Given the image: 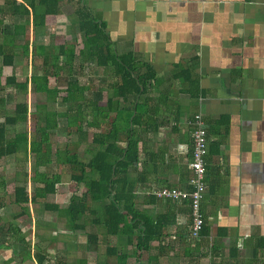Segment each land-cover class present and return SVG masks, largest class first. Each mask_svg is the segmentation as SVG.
<instances>
[{"label":"crops","instance_id":"0c3cea01","mask_svg":"<svg viewBox=\"0 0 264 264\" xmlns=\"http://www.w3.org/2000/svg\"><path fill=\"white\" fill-rule=\"evenodd\" d=\"M16 1L28 15L13 16L11 6L0 0V44L2 29L12 33L23 25L16 46H29L28 57H16L15 66L22 60L32 63L35 46L41 47L35 58L39 67L44 56L59 53L56 47H73L71 76L84 71L92 80L99 77L103 104L112 69L88 59L82 71L78 68L84 40L79 26L86 14L116 56L129 55L150 69L152 126L142 136L140 162L130 178L136 184V209L168 223L162 239L141 251L122 239L104 240L96 217H88L84 230L72 231L73 236L63 234L64 220L55 222L60 231L50 228V238L43 234L47 241L38 240L42 234L37 237V246L57 248L37 247L49 261L42 264H70L63 253L66 244L85 264H120L107 255L110 247L128 255L125 264H264V0H56L44 21L40 0ZM197 114L207 133L206 191L200 205L205 231L191 240L188 203L152 201L145 193L162 187L190 190V123ZM49 204L64 209L57 201ZM41 214L33 225L49 228ZM4 238L7 242L8 233ZM6 242H0V264H13L7 251L14 244L7 247ZM22 249L18 254L24 264ZM52 252L58 256L55 262Z\"/></svg>","mask_w":264,"mask_h":264},{"label":"trees","instance_id":"16d2710c","mask_svg":"<svg viewBox=\"0 0 264 264\" xmlns=\"http://www.w3.org/2000/svg\"><path fill=\"white\" fill-rule=\"evenodd\" d=\"M4 3L11 6L13 16L28 15L26 9L23 11L24 8L16 0H4ZM40 3L45 9L40 17L44 21L46 15H52V6L56 0H40ZM2 13L4 14V11L0 9V14ZM81 19L79 30L84 40L81 51L83 60L79 63V71L84 69L85 59L91 60L98 68L110 67L113 71V77L106 79L104 83L109 81L107 97L103 104V88H94L93 80L82 84L78 79L82 72H75V76H71L74 65L73 47H56L58 54L44 56L40 67L34 62L30 76L19 81L14 73L15 59L19 56L26 58L29 52L28 42L21 46L20 55L16 49L17 38L23 34V25L14 27L12 33L2 29L0 91L12 89L21 92L23 100L14 102L11 114L4 112L0 122V159L12 156L17 158L18 155H22L24 161L29 156L32 158L30 175L23 173L24 180L21 185H15L11 192L13 204L20 208L14 218L26 215L25 206L29 203L38 205L49 196L57 194L56 186L61 182L60 175H49L46 170L40 169H48L54 164L65 165L69 171L71 191L82 187V192L79 196L72 195L64 209L44 202V211L63 217L66 228L73 232L84 230L85 222L79 223L81 218L96 217V224L103 228L107 236L122 239L129 245L133 244L136 250L147 251L152 240L162 239L163 230L168 225L162 220L152 218L147 212L136 209V184L130 178L140 162L142 136L152 126L149 120L153 114L149 100L151 87L148 85L152 79L147 74L150 69L135 62L129 55L116 56L110 47L102 43L101 28L86 14H82ZM35 20L37 21V16ZM42 24L40 22L41 26ZM40 48H33L34 61L37 51H41ZM60 55L64 61H60ZM139 67L144 68V72L140 71ZM38 68L41 74L38 73ZM3 69L10 70L9 74L3 76ZM61 71H64V77L58 75ZM51 78L54 79L55 87L50 85ZM61 78L64 89H59ZM30 95H42L45 100L36 101L30 110ZM48 104L61 105L63 110L50 109ZM4 106L5 99L0 96V109ZM60 119L65 120L62 127H59ZM58 131H62L66 136H75L76 140L66 143L63 150L53 149L51 136ZM88 137L90 141L85 153L89 158L83 161L79 159L77 149ZM26 178L34 187L30 197L26 191ZM0 187L5 188V181L0 182ZM149 198L155 200L153 197ZM2 207L0 202V208ZM5 227L8 234L18 235L19 230H15L16 227H12L11 223L0 226V232ZM204 231L205 227H202L201 235ZM20 242L29 250V244L24 240ZM88 244L91 242L88 241ZM27 254L29 255V252ZM107 255L115 257L120 264H125L128 259V255H118L117 248L112 247ZM33 258L39 264H42V261L49 263L48 259L37 251Z\"/></svg>","mask_w":264,"mask_h":264},{"label":"rangeland","instance_id":"374dc122","mask_svg":"<svg viewBox=\"0 0 264 264\" xmlns=\"http://www.w3.org/2000/svg\"><path fill=\"white\" fill-rule=\"evenodd\" d=\"M16 49H20L18 51V55L21 54V45L16 46ZM34 62L37 65V62L32 60V63H29V61H24L22 60L18 66H16L15 68V75L17 77V79L19 81H23L24 78L29 77L31 72H33V67L32 65L34 64ZM42 62H40L41 64ZM31 64V66H30ZM38 66V65H37ZM8 69H3L2 74L3 76L8 75L9 74ZM30 71V72H29ZM62 77H64V74H61ZM92 78V77H91ZM91 78H89V76L84 75V71H82L81 76H78L79 81L84 84L85 82H88L90 80H92ZM63 78L60 79L59 82V89H64V83H63ZM99 77L93 78V87H100V82H99ZM50 85L52 87H55L56 84L54 82V79L51 78L50 79ZM0 96H3L5 99V106L3 109H0V122L3 120L4 117V112H6L5 114H11V110L13 109L14 106V102L17 101H22L23 100V94L21 92L18 91H13L12 89H5L3 91H0ZM103 97V96H102ZM45 97L42 95L39 96H29L28 99V106L29 109L32 110L33 109V104L36 101H44ZM48 107L50 109H55L58 111H62L63 110V106L61 105H52V104H48ZM65 125V120L60 119L59 120V127H62ZM86 142L83 141L82 144L79 145L78 149H77V153L79 155V159L80 160H85L87 161V159L89 158V155H86L85 153V149L87 148V145H89V141L90 138H86ZM76 140L75 136H66L65 133H63L62 131H58L56 133H54L51 136V142H52V146L53 149L58 148L59 150H63L66 143L68 142H74ZM17 158H15V156L12 157H8V158H3L0 159V182L3 180L5 181V188L3 189L2 187H0V202L3 204V207L0 208V226H5L7 223H11L12 227H16L15 230H20V236L18 237L14 234H8L9 238L7 239V242L5 241V235L7 234V228L5 227V229L3 228V231L0 232V242H6L7 243V247L11 246L14 244V246L12 247V249L10 251H7L9 254V258H11V262L13 264H22L21 260H20V254H18V251H21L20 249H22V253H21V257L24 260V264H34L33 259L31 258V256H33L34 253H36V249L37 247L45 249L46 252H48L49 250L52 249H57L55 245H53L52 243L49 244H45L42 246H37L38 245V240H42L45 241L46 238H44L45 235L48 236V238H50L52 235H50V232L52 231L50 228L52 229H58V227L53 226V223L58 222L57 225H60V223L63 224V222L65 221L63 217L61 216H55V214H51V212L49 211H44L43 209V203L44 202H48V203H53V202H58L60 204V206L62 208H65L68 205L69 199L72 195H80L82 192V187L77 188L76 191H71L70 189V181H69V171H68V167L65 165H52L51 167H49L48 169H40V171H47V173H49V175L51 174H59L61 177V182L60 184H58L56 186V190H57V194L53 195V196H49L45 201H41V204H28L26 205V209H27V214L22 216L21 218H14L19 212H20V208L19 206L13 204V195H12V189L14 188L15 185H21L22 181L24 180L23 177V173H28L30 175V163L32 162V158L29 156L26 161H24V158L22 157V155H18L16 156ZM28 175V177H29ZM26 191L28 193V196L30 197L32 195V192L34 190L33 184L29 181L28 178H26ZM39 212H42L41 215L45 216V220L49 224V228H42L37 226L38 223H36V226L33 225V221H37L39 215ZM34 218V219H33ZM40 219V217H39ZM64 220V221H63ZM88 217H83L81 218V220H79V223H84L87 224L88 221ZM45 222V221H44ZM46 223V222H45ZM56 225V226H57ZM66 227V224H64ZM63 226V225H62ZM62 227L63 234H67L69 236H73L74 234L72 233L71 229L68 228H64ZM70 227H72V224L70 225ZM102 228L101 226H98V230L99 233L102 235V230L100 229ZM60 231V228L58 229ZM39 234H42L41 236H43V238H40L37 240V237L39 238ZM60 236L62 235L61 233H59ZM107 238H104V240L109 242V239L111 240L113 237L112 236H107L106 234L104 235ZM21 240H24V242L27 244H29V252H30V257H28L27 255L25 256V246L24 244H19V242ZM47 241V240H46ZM105 243L106 244L108 243ZM11 243V244H10ZM15 244H18V247L15 246ZM111 244V243H109ZM9 245V246H8ZM70 245V244H69ZM81 245H85V243H82ZM112 245V244H111ZM46 246V247H44ZM6 248V246H5ZM80 249H84V247H79ZM88 250L89 247L87 246ZM68 249V250H67ZM118 250V249H117ZM69 251V252H68ZM63 253H65L66 255H68L66 257V259L68 260V262L70 264H76V258L78 257L77 254L75 253V251L73 250V247L67 246L66 244V251H64ZM49 254V253H48ZM62 255V253H61ZM63 259H65L64 254L62 255ZM53 257V258H52ZM61 257V256H60ZM51 258L55 259L58 258V256L55 253H51ZM114 260L116 258H113ZM251 263H254L253 261H251ZM51 264V263H50ZM53 264V263H52ZM55 264V263H54Z\"/></svg>","mask_w":264,"mask_h":264},{"label":"built area","instance_id":"2783aa9c","mask_svg":"<svg viewBox=\"0 0 264 264\" xmlns=\"http://www.w3.org/2000/svg\"><path fill=\"white\" fill-rule=\"evenodd\" d=\"M192 150L189 163L191 176L188 180L189 191H183L176 188H151L145 194L157 200L169 202H187L189 206V238L197 240L201 236L203 227V218L200 212V205L206 191L205 175L206 165L205 157L207 155L206 128L199 114L195 115L191 121Z\"/></svg>","mask_w":264,"mask_h":264}]
</instances>
